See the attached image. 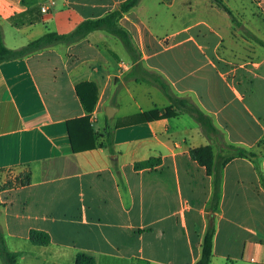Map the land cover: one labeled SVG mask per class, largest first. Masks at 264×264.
Returning <instances> with one entry per match:
<instances>
[{
	"label": "crops",
	"instance_id": "0c3cea01",
	"mask_svg": "<svg viewBox=\"0 0 264 264\" xmlns=\"http://www.w3.org/2000/svg\"><path fill=\"white\" fill-rule=\"evenodd\" d=\"M124 1L0 0L4 43L15 50L50 32L70 33ZM146 2L120 19L142 53L144 69L160 74L177 95L191 96L230 144L264 154V144L259 145L264 140V61L248 63L235 81L192 35L160 47L148 17L156 12ZM46 5L51 10L42 14ZM34 8H40L42 21L14 26L13 17ZM147 36L158 48L146 61ZM110 39L116 38L95 31L78 43L0 65V231L8 250L19 254L17 264H76L78 253L95 264H196L200 259L214 183L190 151L208 145L216 151L215 143L187 114L129 124L130 117L170 103L158 88L122 79L132 63L124 59L128 66L118 73L121 57ZM176 47L183 49L179 55L156 59ZM113 77L123 80L119 92ZM87 81L99 89L90 116L98 146L76 153L68 122L88 115L76 92ZM122 92L130 96L129 107ZM108 106L117 110L111 119ZM149 160L157 162L135 169ZM24 174L30 175L25 186L19 183ZM261 174L263 156L256 162L237 158L224 168L211 264H264ZM32 230L49 234L50 244L33 245Z\"/></svg>",
	"mask_w": 264,
	"mask_h": 264
},
{
	"label": "trees",
	"instance_id": "16d2710c",
	"mask_svg": "<svg viewBox=\"0 0 264 264\" xmlns=\"http://www.w3.org/2000/svg\"><path fill=\"white\" fill-rule=\"evenodd\" d=\"M142 0H126L120 6L106 14L104 17L87 20L80 23L75 30L67 34L47 33L29 43L20 49H9L4 43V35L0 25V65L14 60H22L38 51L58 46L72 45L86 39L95 31H102L110 36L115 37L122 44L126 54L128 55L132 69L126 75V81H135L136 83H146L158 88L167 98L170 105L165 109H154L147 112L136 114L129 118V124H140L153 122L163 119L175 118L182 114L192 117L201 127L202 132L212 138L215 148L208 145L192 149L190 151L191 158L200 166L204 167L208 176L213 178L214 191L210 205V211L207 215L208 226L201 243V256L196 264H211L213 255V241L216 233L215 221L216 212L221 199V189L223 182V170L232 161L237 158H244L252 162H256L260 155L254 150H249L242 146L230 144L227 141L225 133L219 129L213 118L206 114L191 96H179L174 93L171 85L160 74L146 70L143 67L142 53L134 43L133 37L129 30L120 24V19L124 14L134 10ZM216 6L225 12L231 19L234 29L241 32L242 37L253 42L264 49V40L256 36L252 31L245 28L242 22L237 18L233 11L224 3L223 0H212ZM12 23L16 27L32 25L42 21L40 8H34L25 13L13 17ZM76 92L80 101L87 112V116L68 122L69 136L72 150L76 153L95 149L98 145L95 142V135L90 122V116L94 112L98 100L99 89L94 82H82L76 86ZM107 144L111 146V139L108 138ZM264 144V140L260 142V146ZM103 144H101L102 146ZM156 160L140 162L135 165L136 170L152 167ZM262 186L264 188V176L261 174ZM20 185H28L30 183V175L24 174L19 180ZM29 239L33 245L47 246L51 242L49 234L42 231L32 230ZM19 254L8 250L5 239L0 231V259L3 264H17ZM76 264H95L94 259L84 253H78ZM136 264H148L139 260Z\"/></svg>",
	"mask_w": 264,
	"mask_h": 264
},
{
	"label": "rangeland",
	"instance_id": "374dc122",
	"mask_svg": "<svg viewBox=\"0 0 264 264\" xmlns=\"http://www.w3.org/2000/svg\"><path fill=\"white\" fill-rule=\"evenodd\" d=\"M155 1L147 0L146 3L151 7L154 6L153 10L156 12L149 14L148 17L153 23L151 33L157 37L160 47L168 48L192 35L213 58L218 69L225 73L229 72L226 77L235 81L238 80V70L245 69L248 63L264 61V50L251 41L243 39L242 34L231 25L229 17L212 0H158V4H155ZM223 1L247 28L264 39V0ZM110 40L113 51L121 57L116 67L117 71L123 73L128 66L124 59L129 61L130 59L119 40ZM145 42H148L149 47L148 51L145 48L147 61L152 56L151 51L157 49L158 45L151 36H147ZM135 44L138 47L136 42ZM182 51L183 49L176 47L172 51L161 52L156 59L164 60L166 57L179 55ZM122 79L125 81V77ZM123 80L118 77L111 79L116 92L120 91ZM158 94L164 98L162 93ZM120 96L122 102L129 107L130 96L125 92Z\"/></svg>",
	"mask_w": 264,
	"mask_h": 264
},
{
	"label": "water",
	"instance_id": "95a60500",
	"mask_svg": "<svg viewBox=\"0 0 264 264\" xmlns=\"http://www.w3.org/2000/svg\"><path fill=\"white\" fill-rule=\"evenodd\" d=\"M116 108H114V107H112V106H108L107 108H106V110H105V112H106V117L108 118V119H111L113 116H114V114L116 113Z\"/></svg>",
	"mask_w": 264,
	"mask_h": 264
},
{
	"label": "built area",
	"instance_id": "2783aa9c",
	"mask_svg": "<svg viewBox=\"0 0 264 264\" xmlns=\"http://www.w3.org/2000/svg\"><path fill=\"white\" fill-rule=\"evenodd\" d=\"M50 7L48 6V5H46V6H43L42 8H41V12H42V14H48L49 12H50Z\"/></svg>",
	"mask_w": 264,
	"mask_h": 264
}]
</instances>
